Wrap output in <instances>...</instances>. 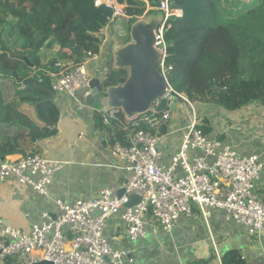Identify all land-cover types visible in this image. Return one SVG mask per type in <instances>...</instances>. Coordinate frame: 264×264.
<instances>
[{"label":"built area","instance_id":"obj_1","mask_svg":"<svg viewBox=\"0 0 264 264\" xmlns=\"http://www.w3.org/2000/svg\"><path fill=\"white\" fill-rule=\"evenodd\" d=\"M156 1L155 9L161 13L162 21L153 32L154 48L160 54L157 68L165 79L166 93L154 100L146 113L126 120L122 140L114 142L110 148L113 157L126 162L121 187L124 195L119 198L113 189L104 188L89 200L77 198L71 203L57 200L58 213L55 216L42 214L41 222L32 225L27 233L0 220V264L43 261L119 264L126 252L113 250L103 233L107 220L117 215L130 242L144 239L147 228L153 223L168 233L180 217L201 215L206 218L213 211H222L226 221L243 225L250 235L260 233L264 227V195L256 194V182L264 164L254 155L242 156L231 147L208 139L201 129V118L194 104L169 85L164 64V29L169 27L172 18H180L183 13L174 5V0ZM95 5L112 10L111 22L115 18L131 22L116 0H95ZM107 36L106 30L102 45ZM101 53L102 46L99 54L88 55L80 64H55L53 69H45L52 92L66 95L75 102L76 109H82L90 93L88 68ZM105 66L97 69L101 82L107 70ZM181 107L189 110L188 124L183 129L177 152L165 166L161 162L160 147L165 144L167 135L162 131L173 111ZM104 123L107 124L106 119ZM62 165L38 152L15 160L6 158L0 162V183L15 179L39 196H45ZM132 196L140 201L125 208L124 204ZM216 260V264H221L217 252Z\"/></svg>","mask_w":264,"mask_h":264},{"label":"trees","instance_id":"obj_2","mask_svg":"<svg viewBox=\"0 0 264 264\" xmlns=\"http://www.w3.org/2000/svg\"><path fill=\"white\" fill-rule=\"evenodd\" d=\"M116 1L131 21L144 13L142 0ZM173 2L183 14L164 29L171 88L192 104L206 102L227 111L264 104V0ZM149 4L147 13H158L157 1ZM111 20L112 10L96 6L95 0H0V162L37 153L40 140L55 136L60 112L44 71L99 54L104 29L113 30L122 21ZM126 79L125 69L108 68L101 86H121ZM113 110L94 112L107 120L111 146L122 140L126 125L121 110ZM222 264L245 262L237 251H229Z\"/></svg>","mask_w":264,"mask_h":264},{"label":"crops","instance_id":"obj_3","mask_svg":"<svg viewBox=\"0 0 264 264\" xmlns=\"http://www.w3.org/2000/svg\"><path fill=\"white\" fill-rule=\"evenodd\" d=\"M142 1L148 6L144 10L146 14L152 7L149 0ZM106 30L109 34L112 27L104 29L103 40ZM108 40L107 36L105 44L101 45L102 52L108 49ZM100 58L103 53L88 68L91 80L100 81L97 69L105 66ZM53 102L60 112L56 134L40 140L37 152L63 165L54 174L47 195L39 196L15 179L0 183V220L24 233L41 222L42 214L55 216L58 213L57 200L70 203L77 198L89 200L104 188L118 193L125 181L126 162L110 154L111 143L106 133L108 124L94 116V112L102 108L84 103L82 109H76L74 101L58 93H53ZM195 106L201 118V129L208 139L219 141L242 156L254 155L264 164L263 103L255 102L235 111L206 102ZM188 117L187 108L175 109L163 130L167 140L160 151L165 166L179 148ZM19 157L22 156L7 158L15 160ZM256 194L264 195V167L256 182ZM103 233L113 250L126 252L119 264H216V252L222 264L223 256L229 251H237L245 264H264V227L260 233L250 235L243 225L226 221L222 211H213L206 218L201 215L180 217L168 233L153 223L147 228L146 237L134 242L127 239L120 215H117L107 220Z\"/></svg>","mask_w":264,"mask_h":264},{"label":"water","instance_id":"obj_4","mask_svg":"<svg viewBox=\"0 0 264 264\" xmlns=\"http://www.w3.org/2000/svg\"><path fill=\"white\" fill-rule=\"evenodd\" d=\"M159 24H149L141 19L136 25H131L129 30L131 42L119 52H114L116 62L111 67L127 70V79L121 86L106 89L101 86L99 80H91L90 93L84 101L87 106L99 105L102 108L99 111L102 112L119 109L125 120H129L146 113L154 100L165 95L166 82L157 68L160 54L154 48L153 32L157 30ZM32 141L35 142L34 137ZM123 195L124 190L121 189L117 196L121 198ZM139 201L137 196H132L124 207H132ZM37 264L52 263L43 261Z\"/></svg>","mask_w":264,"mask_h":264},{"label":"rangeland","instance_id":"obj_5","mask_svg":"<svg viewBox=\"0 0 264 264\" xmlns=\"http://www.w3.org/2000/svg\"><path fill=\"white\" fill-rule=\"evenodd\" d=\"M156 1V0H155ZM148 6H144L143 10H147ZM151 10V8H149ZM155 9V8H154ZM156 10V9H155ZM160 13V12H158ZM158 13H154L149 15L148 13H143L142 16L137 17L135 19V21H131L130 23H128L127 21L125 22L124 19H122V21H119L118 25L115 27L116 29L111 31L109 30V40H108V44L109 47L106 51H103V58H101V61H103L104 63H102L103 65H105V61H106V68L111 67L112 64L114 62H116L115 58H114V52H119L120 50H122L124 48L125 45L130 44L131 41H129L128 43H124L123 41V35L125 34L126 29L129 27L131 28V25H136L137 23H139V21L142 19V21L149 23V24H159L162 21V15L160 16ZM161 14V13H160ZM103 50V49H102ZM17 54H20V56H26L27 51H17ZM127 75L128 72L127 70H125ZM164 105V104H163ZM195 106V104H194ZM97 107V106H96ZM197 107H194L195 112ZM192 111V110H191ZM30 114L33 116V112L30 111Z\"/></svg>","mask_w":264,"mask_h":264}]
</instances>
